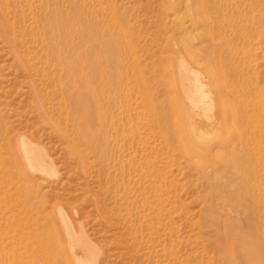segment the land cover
Instances as JSON below:
<instances>
[{
	"label": "rangeland",
	"instance_id": "obj_1",
	"mask_svg": "<svg viewBox=\"0 0 264 264\" xmlns=\"http://www.w3.org/2000/svg\"><path fill=\"white\" fill-rule=\"evenodd\" d=\"M179 59L207 144L183 125ZM21 138L55 176L24 186ZM58 208L96 264H264V0H0V264H40Z\"/></svg>",
	"mask_w": 264,
	"mask_h": 264
},
{
	"label": "bare ground",
	"instance_id": "obj_2",
	"mask_svg": "<svg viewBox=\"0 0 264 264\" xmlns=\"http://www.w3.org/2000/svg\"><path fill=\"white\" fill-rule=\"evenodd\" d=\"M81 87V83L78 82L76 85L78 90H75L78 95L72 100L70 105L72 107L71 109L75 110V112L80 115V122L78 124L79 138L88 143L89 140L87 137H89L90 134L87 136V131H95L97 126L92 122L89 116L91 113L84 102V97L82 96L84 92L80 91ZM175 87L177 89L180 110L183 114V125L186 129V133L189 134L188 138L193 140L196 145L207 144L206 141L203 143V139H205L206 136L202 134V130L214 126V122H212L208 116V111H211V104L205 100L202 90L203 84L199 81L198 75L190 70L187 62L184 60H180L176 68ZM199 117H202V124L200 126L201 133L195 129V120ZM11 150L16 157L14 160L16 165L15 170L17 175L22 179L24 186L28 187L32 184V177L38 172L47 173L52 176L56 175L46 154L38 147L28 143L24 138L19 139L15 145H12ZM52 214L54 215L53 212ZM55 215L58 216L62 225L61 228H63V233H59V235L55 234L54 230L59 231V229H55L50 219L48 223V231L51 232L50 237L43 239L42 236H39L36 238L37 249L40 250V252L37 250V259L40 264H96L98 253L88 242L83 231L80 230L78 233H75L72 229L73 227H71L69 223L70 221L67 220L66 216L59 208L56 210ZM40 217L42 219L41 215Z\"/></svg>",
	"mask_w": 264,
	"mask_h": 264
}]
</instances>
